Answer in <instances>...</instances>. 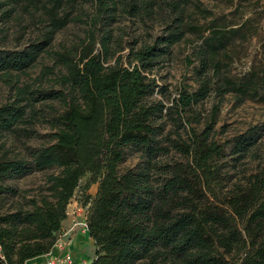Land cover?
<instances>
[{
    "label": "trees",
    "instance_id": "trees-1",
    "mask_svg": "<svg viewBox=\"0 0 264 264\" xmlns=\"http://www.w3.org/2000/svg\"><path fill=\"white\" fill-rule=\"evenodd\" d=\"M85 1L91 2L95 18L111 20L117 12L141 19L158 14L164 28L153 43L131 49L126 65L121 56L110 63L114 52L108 37L93 53L91 35L77 59L56 51L53 58L64 69L57 75L59 89L17 86L14 99L0 105V138L36 119L35 103L55 99L63 105L51 120L54 142L35 150L30 159L11 155L0 142V193L10 190L6 179L31 169H60L47 175L48 193L32 199L31 208L0 214L1 264H25L51 250L85 175L98 184L85 200L87 230L96 248L89 264H264V167L243 183L217 190L221 175L216 161L224 152V143L213 137L218 107L202 123L194 109L211 91L242 98L259 95L264 69L238 79L221 70L228 45L242 37L245 23L228 29L202 27L187 13L190 0H0V9L19 7L44 24L27 47L0 50L1 76L35 62L58 30L80 20L81 15L72 13ZM187 33L201 38L194 52L198 87L189 91L183 86L169 106L146 101L154 87L147 72ZM162 117L172 122L166 131L158 122ZM251 144L252 137L242 138L236 152ZM128 145L140 148L143 160L120 172ZM170 152L178 158H158Z\"/></svg>",
    "mask_w": 264,
    "mask_h": 264
},
{
    "label": "rangeland",
    "instance_id": "rangeland-1",
    "mask_svg": "<svg viewBox=\"0 0 264 264\" xmlns=\"http://www.w3.org/2000/svg\"><path fill=\"white\" fill-rule=\"evenodd\" d=\"M82 7L78 10L77 6L72 13L73 16L81 15L80 20L69 22L58 30L47 51L41 53L29 67L20 72L13 71L7 77L0 74V105L14 99L17 86L26 84L32 89H59L61 86L56 79L59 71L63 72L64 69L53 58L56 51H68L77 59L82 46L88 43L91 35L93 42L89 48L93 53L100 50V42L104 37H108L111 51L114 52V58L110 63H113L117 56H121L120 62L126 65L131 49L135 50L153 43L164 28V20L158 14H154L150 19H141L117 12L113 19L108 20L103 15L99 18L94 17L91 2H82ZM186 7L187 13H191L192 20L202 27L217 26L228 29L240 27L245 23L241 32L242 37L235 38L227 47L228 59L221 68L224 74L238 79L252 69L261 71L264 69V0H190ZM5 8L0 9V50H21L39 37L44 24L38 21L37 16L33 18L19 7L12 12L4 11ZM200 42L198 34L187 33L182 40L169 48L167 54L156 60L154 66L147 72L148 77L153 80L154 87L146 101H161L169 106L178 97L183 86L189 91L198 87L195 74L198 60L194 52ZM258 93L256 97L242 98L234 92L219 95L211 91L194 105L201 123L214 105L218 107L213 137L219 143H224V152L216 161L221 175L217 190L226 191L234 183H243L250 173L264 167L263 84L259 85ZM34 108L37 113L36 119L28 125H19L12 132H4L0 138V142L4 143V147L11 155L30 159L35 150L55 140L53 136L55 129L51 120L55 114L63 110V105L58 100L47 99L35 103ZM159 121L163 123L165 131L172 127V122L166 117L158 119ZM248 137H252L251 146L243 152H236L235 144ZM158 158L170 161L177 159L178 154L170 152ZM142 160V150L128 145L124 148L118 170L123 172L135 167ZM59 170L57 167L31 169L22 176L4 180V184L9 186L10 190L0 193V214L19 208H31L32 199L39 200L42 195L48 193L47 175L57 174ZM89 180V175L82 177L71 199L79 205L87 203L85 201L87 195L90 194L92 197L97 191V182L91 183ZM90 251L93 258L96 248L91 247Z\"/></svg>",
    "mask_w": 264,
    "mask_h": 264
},
{
    "label": "crops",
    "instance_id": "crops-1",
    "mask_svg": "<svg viewBox=\"0 0 264 264\" xmlns=\"http://www.w3.org/2000/svg\"><path fill=\"white\" fill-rule=\"evenodd\" d=\"M78 203L74 200L68 205V215L62 221L60 233L61 252H68L73 260L80 264H89L92 258L91 247H95L93 240L89 236L88 230L83 231L80 227L74 226V221L81 219L78 212H74ZM58 250V249H57ZM55 250V251H57ZM25 264H46V256H38L26 260Z\"/></svg>",
    "mask_w": 264,
    "mask_h": 264
},
{
    "label": "built area",
    "instance_id": "built-area-1",
    "mask_svg": "<svg viewBox=\"0 0 264 264\" xmlns=\"http://www.w3.org/2000/svg\"><path fill=\"white\" fill-rule=\"evenodd\" d=\"M71 202V200H70ZM69 202V203H70ZM69 205V204H68ZM89 204L86 205H79L75 208L74 212H78L81 219L74 221V226H78L81 230H87V210ZM67 215H68V207H67ZM62 244L60 243V235L56 239L55 244L51 248V250L45 254L46 256V264H78L76 263L70 253L68 252H61ZM58 249V250H57ZM57 250V251H55ZM4 259L1 249H0V264L1 261Z\"/></svg>",
    "mask_w": 264,
    "mask_h": 264
}]
</instances>
